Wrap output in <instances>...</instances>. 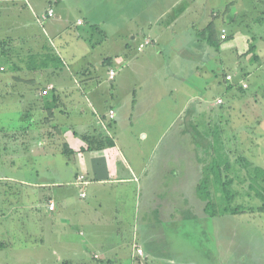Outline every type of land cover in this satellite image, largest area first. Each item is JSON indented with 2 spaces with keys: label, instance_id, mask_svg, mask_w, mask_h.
Returning <instances> with one entry per match:
<instances>
[{
  "label": "crops",
  "instance_id": "0c3cea01",
  "mask_svg": "<svg viewBox=\"0 0 264 264\" xmlns=\"http://www.w3.org/2000/svg\"><path fill=\"white\" fill-rule=\"evenodd\" d=\"M198 4V0H0V100L16 102L23 109L20 113L37 116L34 126L21 128L25 135L34 129L31 142L22 141L19 133L10 134L11 142H1L0 155L29 159L71 155L78 170L72 183L53 180L47 185H35L42 194L32 205L28 199L25 203L22 190L14 192L13 199L7 197L6 188L0 190V228L8 235L15 233L11 227L16 218L6 215L9 206L24 208L25 216L28 210L35 211V230L26 229V242L52 244V251H40L34 264L174 263L171 256H166L169 248L163 241L144 247L137 240L125 239L124 229L132 228V224L139 226L140 222L137 215L131 222L128 206L125 203L119 208L118 197L132 194L139 202V195L146 194L149 197L145 209L158 213L156 219H147L159 224L176 218L182 211L187 216H203V201L197 192L203 165L197 142L179 145L181 151L176 152L183 157L184 169L176 183L167 185L163 182L166 174L170 178L177 175L170 169L171 157L161 156L154 167L156 174H149L151 165L137 152L138 148L132 150V144H128L132 138L121 142L127 133L122 129H134L141 122L136 115L140 103L136 87H150L141 91L146 93L141 97H163L161 107L153 112L158 115L154 126H163L166 116L170 118L171 104L165 103L169 94L185 90V113L198 100L188 81L204 71L191 48L201 45V41L213 43L210 37H203L202 31L192 44L183 45L177 32L180 20L188 13L194 11L198 17ZM50 8L55 10L54 17L42 21ZM179 8L180 15L174 13ZM159 23L163 26L157 28ZM196 27L192 22L188 28ZM109 32L118 37V46L111 45L114 37H109ZM103 34L107 41L99 36ZM146 40L151 41L150 51L144 53L148 45L137 51ZM163 41L177 49L174 62L187 74L182 80L172 77L171 59L153 48ZM99 46L101 52L96 50ZM114 57L122 58L125 64L122 62L120 68L132 74L133 86L128 96L122 95L119 87L127 86L132 78L116 71L114 79L109 76ZM83 59L88 63H81ZM173 79L184 84L173 86ZM107 81L117 85V104L112 105L103 94ZM49 86L53 89L44 95L42 92ZM199 109L196 103L192 114H198ZM111 111L114 118L110 117ZM144 128L139 130L140 138L145 140L148 133ZM81 176L84 183H79ZM147 178L151 182L147 183ZM21 184L31 186L24 181ZM117 185L122 190L110 192ZM52 187L55 188L51 190ZM28 189H24L25 196ZM107 193L111 195L108 197ZM51 203L55 206L53 211L49 209ZM108 211L112 213L107 214ZM47 231L54 234L46 236ZM110 232H115V236ZM11 245L12 242L6 244ZM138 248L143 250L142 255L137 253Z\"/></svg>",
  "mask_w": 264,
  "mask_h": 264
},
{
  "label": "rangeland",
  "instance_id": "374dc122",
  "mask_svg": "<svg viewBox=\"0 0 264 264\" xmlns=\"http://www.w3.org/2000/svg\"><path fill=\"white\" fill-rule=\"evenodd\" d=\"M186 1L190 3L191 0ZM198 2L200 6L198 17L194 11L193 14L188 13L191 17L186 15L177 26L183 45L189 42L192 44L202 31L203 37H210L213 43L210 45L206 41H201V45L191 48L204 71L197 78L193 77L188 81V85L196 90L198 100L192 103L189 112L185 113V90L169 94L171 97H166L165 103L171 104L170 118L167 119L166 116L163 126H160V123L154 126L153 120L158 115L153 112L161 107L163 97H158V94L149 98L141 97L146 94L141 91L149 90L150 87H136L137 98L140 101L136 115L141 118V122L134 126V129L125 126L122 131L127 133L121 142H128V139L132 138L128 144H132V150L138 148L137 152L142 158H146L149 166L151 165L149 174H156L154 167L158 166L161 156H170V169L177 175L176 178L174 176L170 178L166 174L164 178L166 180L163 182L167 185L176 183L184 169L183 157L176 152L181 151L179 145L182 142H197L195 144L201 153L203 178H213V184L206 187L212 195L213 205L212 208L209 206V209L214 211L216 216H210V212L206 211L203 216L199 214L192 216L191 213L187 216L182 211L176 218L164 220V223L159 224L147 219L158 217L157 212L145 209L149 196L139 195V202L132 194L123 198L120 196L119 208H123L126 203L131 214V222L135 221L136 215L140 222L139 226L132 224V228L126 227L124 237L128 242L137 240L144 247L155 245L156 241H163L169 248L166 256H171L173 264H264V212L259 211V208L264 207V0H198ZM174 11L180 15L182 8ZM192 22L196 23V28H188ZM160 26L163 24H157V28ZM223 32L226 39H222ZM108 35L111 38L115 36L112 32ZM99 36L105 39V34ZM118 44V37H114L111 45L116 47ZM151 45L150 43L149 47L147 46L144 53L150 51ZM153 48L156 52H162L167 60L171 59L170 73L173 78L177 76L182 80V77L187 75L185 68L176 67L174 62L177 49L167 45L165 41L155 44ZM96 50L101 52V46L96 47ZM255 56L259 59L256 60ZM122 62L124 65L125 61L122 58L114 57L113 69L118 74L132 78L127 86L119 87L122 95L128 96L132 91L130 87L133 86L131 85L133 77L126 69L120 68ZM81 63H88V60L83 59ZM228 75L232 76V83L237 84L236 86L226 81ZM176 82L173 79L172 85L179 84V87H182L184 84ZM243 83L247 84L246 89L242 88ZM231 85L233 86L230 89ZM104 88L105 98L112 105L117 104V85L107 81ZM108 92L111 93L109 96ZM218 99H222L223 103L220 105L216 103ZM8 102L0 100V146L3 142H11L9 135L17 133L23 136L22 141L31 142L29 137L32 136L34 129H30L31 131L25 135L21 134L24 132L21 128L34 126L32 122L37 116L22 114L20 112L23 109L20 105ZM196 103L200 108L199 113L192 114L195 112ZM159 127L161 128L157 129ZM141 128L148 133L145 140L140 138ZM241 157L245 158V161H241ZM10 159L14 161L10 162ZM213 162L214 172L210 169ZM77 171L71 155L59 154L47 159H29L20 156L7 158L1 154L0 190L6 188L9 199L14 198V192L22 190L25 203L28 199L32 205L37 203L42 194V189L35 185L42 183L47 185L53 180L72 183ZM214 178L217 179L216 182ZM21 181L31 186L22 185ZM146 181L151 182V179L147 178ZM228 181H231L227 189L229 200L224 197L223 192V184ZM55 187L50 189L53 190ZM27 188L29 193L33 192L30 189L34 190V194L27 192L28 195L25 196ZM115 190L117 192L122 190L121 185L114 186L110 192ZM110 195L107 193L108 197ZM16 197L21 198L19 195ZM198 197L202 198L200 195ZM201 200L205 210L207 201L204 198ZM229 207H241L246 211L237 215L224 213ZM7 209L6 215L16 218L11 227L15 233L8 235L0 228V242H6L7 245L12 242L11 246L0 249V264H34L40 251H52L51 243L41 245L33 241L26 242V229L29 232L35 230L33 227L37 220L35 211L28 210L25 216L24 208L13 205ZM247 209H253L254 212ZM53 234L54 232L47 231L45 235ZM110 234L115 236V232ZM134 236L139 240L134 239ZM77 261L79 262V259Z\"/></svg>",
  "mask_w": 264,
  "mask_h": 264
},
{
  "label": "trees",
  "instance_id": "16d2710c",
  "mask_svg": "<svg viewBox=\"0 0 264 264\" xmlns=\"http://www.w3.org/2000/svg\"><path fill=\"white\" fill-rule=\"evenodd\" d=\"M252 49H253V47H252ZM255 59L256 60H258L259 58H258V56H255ZM243 88V87H242ZM68 148L65 150V153H69L68 152ZM241 161H245V158H242L241 157ZM214 162H213V164H212V168H210L211 169V171H215V168H214ZM225 169H227V168H225ZM260 169V168H259ZM216 178H214V181L216 182ZM212 181H213V178L212 177H206V178H203V180H202V182L198 185V187H197V192H198V194L202 197V198H204L206 201H207V207H206V209H205V211H206V213H209V215L210 216H216V213L214 212V211H210V209H209V206H211V208H212V205H213V203H212V195H211V193L208 191V188L206 187V185H212L213 183H212ZM230 184H231V181H228L227 183H224L223 184V187H224V189H223V192H224V197L227 199V200H229V195H228V192H227V189L229 188V186H230ZM246 211V209H242L241 207H236V208H231V207H229V208H226L225 209V211H224V213H226V214H232V215H237V214H242V213H244ZM247 211H249V212H254L253 211V209H247ZM259 211L260 212H264V207H261V208H259ZM4 247H6V244L5 243H2V242H0V249L1 248H4Z\"/></svg>",
  "mask_w": 264,
  "mask_h": 264
},
{
  "label": "built area",
  "instance_id": "2783aa9c",
  "mask_svg": "<svg viewBox=\"0 0 264 264\" xmlns=\"http://www.w3.org/2000/svg\"><path fill=\"white\" fill-rule=\"evenodd\" d=\"M54 15H55V10H54L53 8H50V9H49V10H48V11L42 16V21H46V20H48L49 18L54 17ZM226 38H227V37H226V34H225V32H223L222 39H226ZM150 43H151L150 40H146L143 44H141V45L139 46L138 50H139V51H142V50H143L147 45H149ZM115 74H116V72H115L114 69H111V70L109 71V76H110L111 79H114ZM226 80H227V81H232L233 78H232L231 75H228V76L226 77ZM242 87L246 89L248 86H247L246 83H243V84H242ZM51 89H53V86H49V88H48L46 91H43L42 93H43L44 95H46V94L49 93V90H51ZM217 103H218V104H221V103H222V100H221V99L217 100ZM110 117H111V118H114V112H113V111L110 112ZM83 180H84V176H81V177L79 178V183H84ZM83 196H84V194H83ZM49 209H50L51 211H53V210L55 209V206H54L53 203H51V204L49 205ZM137 253H138L139 255H142V254H143V250H142L141 248H138V249H137Z\"/></svg>",
  "mask_w": 264,
  "mask_h": 264
}]
</instances>
